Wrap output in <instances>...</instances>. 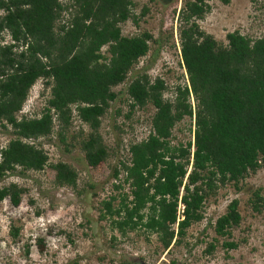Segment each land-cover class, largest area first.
Listing matches in <instances>:
<instances>
[{"label":"trees","instance_id":"1","mask_svg":"<svg viewBox=\"0 0 264 264\" xmlns=\"http://www.w3.org/2000/svg\"><path fill=\"white\" fill-rule=\"evenodd\" d=\"M209 1L183 0L177 12L178 59L186 80L170 88L160 76L148 77L154 57L133 71L149 43H157L147 31L120 34L119 24L130 20L136 26L147 12L141 7L134 15L133 0H0V39L2 33L9 38L0 45V128H9L11 136L0 148V180L16 168H48L54 187L74 188L75 171L62 162L48 164L36 143L52 133L65 153L76 148L88 170L100 172L111 156L98 133L100 119L118 97L113 89L131 72L120 100L128 109L123 118L148 105L153 113L145 139L128 144L127 162L110 167L113 180L123 173L127 194L118 195L115 206V196L100 201L98 218H108L121 236L134 230L154 233L160 251L178 246L186 229L202 220L203 203L218 187H235L264 165V37L252 40L234 30L225 34L224 45L215 41L196 24L209 12ZM37 80L48 89L45 106L38 117L17 118ZM168 91L172 96L165 99ZM73 118L88 133L67 139ZM184 118L193 121L191 141L170 145L173 127ZM120 185L112 188L119 191ZM26 191L13 183L2 186L0 202L17 206ZM250 197L253 211L264 208L260 189ZM239 222L232 200L212 232L227 237ZM18 234L9 225L10 238ZM36 243L41 250L40 240ZM221 247L233 250L236 244ZM213 249L209 243L205 253Z\"/></svg>","mask_w":264,"mask_h":264},{"label":"rangeland","instance_id":"2","mask_svg":"<svg viewBox=\"0 0 264 264\" xmlns=\"http://www.w3.org/2000/svg\"><path fill=\"white\" fill-rule=\"evenodd\" d=\"M133 1L134 15H138L141 7L147 12L138 19L136 26L130 20L119 24L120 34L128 37L147 31L157 42L149 43L146 56L138 60L133 71L148 65L154 57L146 71L150 79L160 76L170 88L176 82L183 83L186 76L179 65L176 32L177 12L183 0ZM261 3L262 0H229L224 6L211 0L207 3L209 12L196 24L223 45L225 34L234 30L252 40L264 37ZM66 18V14H62V19ZM1 37L0 45L8 43L7 34L2 33ZM131 77L130 72L125 82L113 89L119 92L118 97L100 119L98 133L111 153L100 172H90L76 148L65 153L52 133L36 143L46 153L48 164L62 162L75 171L74 188L54 187L53 171L48 168L40 172L16 168L15 173L0 180V188L13 183L27 190L17 206H12L7 199L0 202V264H264V208L255 212L249 201L256 189H260V196L264 198V165L235 187L231 184L218 187L203 203L202 220L187 228L181 243L168 251L159 250L154 233L134 230L121 236L111 229L108 218L99 220L100 201L115 196L112 203L115 206L117 196L127 194V185L121 183L123 173L119 172L117 179L113 180L110 167L118 161L127 162L128 144L145 139L153 113L148 105L131 111L128 119L123 118L128 109L120 100L125 97L123 90ZM171 96L169 91L163 94L165 99ZM47 98L48 89L37 80L17 118L20 115L38 117ZM116 109L119 110L118 116L114 114ZM113 125L121 132L113 130ZM192 130V119L181 120L172 129L170 145L191 141ZM79 131L85 136L88 128L73 118L67 139ZM9 133V128L5 131L0 128V148L11 138ZM117 184H121L119 191L112 188ZM232 200L237 201L240 222L229 230L227 237H217L211 227ZM9 225L19 229L14 239L8 235ZM36 240H40L41 250ZM223 242H233L236 248L225 250L221 247ZM209 243H213L214 249L207 254L205 248Z\"/></svg>","mask_w":264,"mask_h":264}]
</instances>
